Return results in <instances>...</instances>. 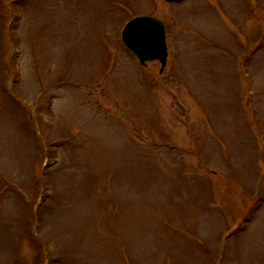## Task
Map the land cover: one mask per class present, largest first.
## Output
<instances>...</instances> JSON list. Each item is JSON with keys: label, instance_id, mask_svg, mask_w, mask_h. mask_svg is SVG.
<instances>
[{"label": "rangeland", "instance_id": "374dc122", "mask_svg": "<svg viewBox=\"0 0 264 264\" xmlns=\"http://www.w3.org/2000/svg\"><path fill=\"white\" fill-rule=\"evenodd\" d=\"M0 264H264V0H0Z\"/></svg>", "mask_w": 264, "mask_h": 264}, {"label": "water", "instance_id": "95a60500", "mask_svg": "<svg viewBox=\"0 0 264 264\" xmlns=\"http://www.w3.org/2000/svg\"><path fill=\"white\" fill-rule=\"evenodd\" d=\"M165 1L179 2L181 0ZM121 39L141 64L158 59L161 64L160 71H162L167 56L163 22L152 16L135 17L124 26Z\"/></svg>", "mask_w": 264, "mask_h": 264}]
</instances>
